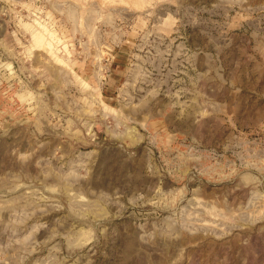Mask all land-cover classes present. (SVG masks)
<instances>
[{"label": "rangeland", "instance_id": "374dc122", "mask_svg": "<svg viewBox=\"0 0 264 264\" xmlns=\"http://www.w3.org/2000/svg\"><path fill=\"white\" fill-rule=\"evenodd\" d=\"M0 264H264V0H0Z\"/></svg>", "mask_w": 264, "mask_h": 264}]
</instances>
